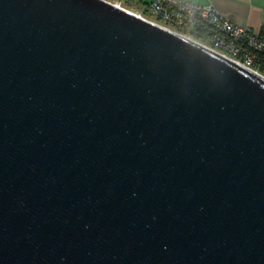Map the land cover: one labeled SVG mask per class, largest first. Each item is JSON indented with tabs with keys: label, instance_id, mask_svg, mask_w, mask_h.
Instances as JSON below:
<instances>
[{
	"label": "water",
	"instance_id": "1",
	"mask_svg": "<svg viewBox=\"0 0 264 264\" xmlns=\"http://www.w3.org/2000/svg\"><path fill=\"white\" fill-rule=\"evenodd\" d=\"M0 264H264V76L105 0H0Z\"/></svg>",
	"mask_w": 264,
	"mask_h": 264
},
{
	"label": "built area",
	"instance_id": "2",
	"mask_svg": "<svg viewBox=\"0 0 264 264\" xmlns=\"http://www.w3.org/2000/svg\"><path fill=\"white\" fill-rule=\"evenodd\" d=\"M202 43L264 76V36L233 22L213 3L193 0H105ZM144 2V3H143Z\"/></svg>",
	"mask_w": 264,
	"mask_h": 264
},
{
	"label": "crops",
	"instance_id": "3",
	"mask_svg": "<svg viewBox=\"0 0 264 264\" xmlns=\"http://www.w3.org/2000/svg\"><path fill=\"white\" fill-rule=\"evenodd\" d=\"M143 1V0H141ZM150 0H144L145 3ZM199 4L213 3L226 17L250 26L264 36V0H193ZM143 2V3H144Z\"/></svg>",
	"mask_w": 264,
	"mask_h": 264
}]
</instances>
